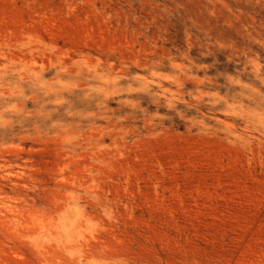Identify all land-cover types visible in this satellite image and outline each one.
I'll return each instance as SVG.
<instances>
[{
    "label": "rangeland",
    "instance_id": "374dc122",
    "mask_svg": "<svg viewBox=\"0 0 264 264\" xmlns=\"http://www.w3.org/2000/svg\"><path fill=\"white\" fill-rule=\"evenodd\" d=\"M0 264H264V0H0Z\"/></svg>",
    "mask_w": 264,
    "mask_h": 264
}]
</instances>
